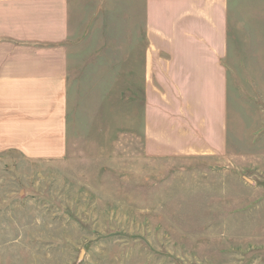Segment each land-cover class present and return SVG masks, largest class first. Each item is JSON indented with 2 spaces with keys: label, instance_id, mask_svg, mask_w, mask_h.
I'll list each match as a JSON object with an SVG mask.
<instances>
[{
  "label": "rangeland",
  "instance_id": "374dc122",
  "mask_svg": "<svg viewBox=\"0 0 264 264\" xmlns=\"http://www.w3.org/2000/svg\"><path fill=\"white\" fill-rule=\"evenodd\" d=\"M133 5L71 46L63 145L0 135V264H264V0H228L226 151L190 157L145 155L110 89Z\"/></svg>",
  "mask_w": 264,
  "mask_h": 264
},
{
  "label": "crops",
  "instance_id": "0c3cea01",
  "mask_svg": "<svg viewBox=\"0 0 264 264\" xmlns=\"http://www.w3.org/2000/svg\"><path fill=\"white\" fill-rule=\"evenodd\" d=\"M113 1L129 0H0V116L12 114L0 119L1 136L65 143L71 46ZM130 1L143 29L120 48L110 89L126 106L129 90L139 94L130 103L141 104L144 154H223L228 0Z\"/></svg>",
  "mask_w": 264,
  "mask_h": 264
}]
</instances>
